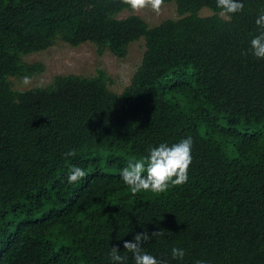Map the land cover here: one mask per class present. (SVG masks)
Instances as JSON below:
<instances>
[{"label": "trees", "instance_id": "16d2710c", "mask_svg": "<svg viewBox=\"0 0 264 264\" xmlns=\"http://www.w3.org/2000/svg\"><path fill=\"white\" fill-rule=\"evenodd\" d=\"M238 2L226 22L216 0H164L177 18L149 26L119 0H0V264H112L114 246L134 264L123 243L160 230L144 249L167 264H264V0ZM139 41L121 93L103 70L10 81L42 74L24 58L57 43L123 59ZM188 137L187 182L133 195L128 162ZM73 166L86 176L69 184Z\"/></svg>", "mask_w": 264, "mask_h": 264}, {"label": "clouds", "instance_id": "9594fccd", "mask_svg": "<svg viewBox=\"0 0 264 264\" xmlns=\"http://www.w3.org/2000/svg\"><path fill=\"white\" fill-rule=\"evenodd\" d=\"M119 3L133 13H142L148 10L159 15L164 0H119ZM216 7L219 9L218 16L227 22L231 21L234 14L241 12L244 5L238 0H216ZM255 24L259 29V34L250 40V51L255 58L264 59V9H261ZM23 82L28 84L30 77L25 76ZM191 148V137L182 139L171 146L161 143L157 147L150 148L148 156L139 160H130L127 166L122 169V181L133 195L142 191L162 194L170 187L183 185L187 182L188 169L192 161ZM75 155V151L65 153L67 157ZM85 176V170L73 166L66 179L69 184H74ZM164 234V230L153 232L151 235L147 231L137 233L132 241L123 243V249L125 253H131L134 264H167V261L158 260L144 249V245L153 237H162ZM120 253L118 247L111 248L109 256L112 264H125L128 257ZM171 255L173 259L182 260L185 251L173 247ZM196 264H204V262L197 261Z\"/></svg>", "mask_w": 264, "mask_h": 264}, {"label": "rangeland", "instance_id": "374dc122", "mask_svg": "<svg viewBox=\"0 0 264 264\" xmlns=\"http://www.w3.org/2000/svg\"><path fill=\"white\" fill-rule=\"evenodd\" d=\"M129 15H137L149 26H155L166 19H176L175 5L163 3L161 13L156 15L148 10L142 13L124 11L118 17L125 18ZM203 16L209 12L203 11ZM143 41L133 43L128 47L123 59L113 56L109 52L98 55L93 45L85 43L76 48L57 43L53 47L39 53L28 55L24 58L27 64L38 63L44 67L42 74L30 77V82L25 84L23 78L10 81L17 90L31 89L36 86H46L55 76L79 75L93 76L97 70H103L110 78V88L116 93H121L129 85L130 79L141 62L143 54Z\"/></svg>", "mask_w": 264, "mask_h": 264}]
</instances>
